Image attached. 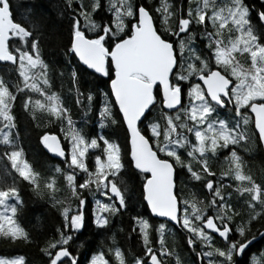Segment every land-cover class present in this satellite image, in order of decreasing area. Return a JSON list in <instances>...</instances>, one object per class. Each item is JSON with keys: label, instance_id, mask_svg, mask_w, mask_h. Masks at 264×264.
<instances>
[{"label": "snow or ice", "instance_id": "1", "mask_svg": "<svg viewBox=\"0 0 264 264\" xmlns=\"http://www.w3.org/2000/svg\"><path fill=\"white\" fill-rule=\"evenodd\" d=\"M18 2L21 6H26L25 0ZM63 3L64 12L70 18L69 38L64 45L66 54H74L80 62L91 68L88 57L92 53V38H113L104 37L102 33L112 28L114 21L123 24L121 15L128 18L127 27L130 31L131 21L137 19L143 11L151 24V36L162 45L160 55L165 75L146 90V95L137 102L131 114L126 106V98L115 87L104 94L93 93L91 90L81 93L77 88L75 104L81 105L86 111H93L99 106L101 127L106 122L126 126L127 143L123 147L104 135L89 139L83 130L73 127L70 110L60 105V97L56 92H51L53 84L50 68L42 59L41 25L34 22L35 30H29L15 20L12 0H0V61L18 63L19 73L15 82L0 78V144L11 149L0 155L7 157L11 168L28 183L33 194L40 198L45 196L41 189V173L22 158L23 150L19 148L13 135L16 127L13 107L17 94L28 90L41 97L34 99L29 95L22 101V108L28 110L33 119H36V113L40 111L47 112L50 121L51 117H56L61 124L67 121L64 134L70 140V159H65L64 163L71 171L56 165L53 176L43 178V188L51 193L57 192L55 175H62L77 206L73 209L71 204L66 206L54 194L51 196L52 206L62 217V225L55 228L59 238L40 249L47 257L48 264H64L63 258H68L67 251L60 255V251L66 250L71 240V236L66 237L62 228L81 229L84 225L85 190L94 199L99 193L109 201L95 199L94 223L101 229H106L111 224V217L118 215L121 209H127L126 193L129 184L125 177L119 175L125 167V156L129 157V163L144 176L142 197L151 214L180 223L187 230V245L190 247L196 245L197 241H210L212 237L207 230L217 233L226 241L232 239L230 233L234 232L239 238L232 240L229 250L215 251L228 264H235L234 257L247 254L253 241L257 240L258 236L253 233L246 243L242 242L247 233L252 232L253 223L264 216V180L257 182L252 170L246 167L239 154L240 149L248 153L258 149L264 151V13L258 14L256 22H253L244 0H189L186 18L181 16L176 20L175 27L165 28L164 24L179 11L176 8L175 12L171 11L174 7L171 3L164 6V16L159 27L152 13H159L160 9L153 8L149 11L143 2H133L128 7L125 6L129 4V0H63ZM151 3L152 0H148V4ZM112 9H115V13ZM105 11L111 14V18L109 23L102 25L97 22L96 17ZM193 24L203 28L200 35L206 40L207 55L196 54L191 47L195 35L191 30ZM209 24L212 30H209ZM85 29L93 33V36L86 35ZM123 31L121 28V32ZM172 36L178 37V41L172 40ZM11 37H18L29 47L10 50ZM47 39L54 41V45L60 42V37L55 32ZM235 53L246 54V58L250 60L247 68L236 62ZM68 75L72 83L79 85L78 69L73 68ZM60 76L63 78L64 73L61 72ZM111 76L110 65L109 80ZM191 77H198L204 87L199 83L191 84L186 93L188 105H185L182 82L189 81ZM112 97H115L114 100ZM228 104L232 105L234 120L230 122L214 118L218 107L224 108ZM158 106L163 127L151 115ZM164 109L175 112V115H170ZM190 135L194 136L195 142L190 140ZM100 141L103 142L102 149ZM41 142L50 152L65 157V149L60 146L55 135L46 132L41 137ZM90 149H101V154L94 156V170L86 163ZM181 149L189 158L187 164L179 154ZM221 149L229 151V155L225 157L229 167L221 173V177H230L237 182L235 190L243 200V208L248 212L247 219L242 223H235L236 218L241 216V210L229 203L223 192L230 185H214L212 179H207L204 187L211 192L212 198L206 204L200 201L204 206L198 207L197 202L181 195L182 189L176 182L177 168L186 169L189 178L197 182L205 181L206 176H214L215 173L210 171L208 157L209 154L215 157ZM193 162L200 167V172L193 170ZM77 172L84 174L82 182H77ZM231 195L229 192L228 197ZM9 199H13L15 203L9 204ZM23 204L15 181L0 188V235L10 237L13 241H29V233L17 219ZM209 212L212 214H207ZM133 219L143 241V255L133 256L128 260L125 252L112 238L111 245L102 243V250L90 256V264H166L161 257L176 255L165 246L164 223L156 229L160 233L157 250L152 246L149 220L140 216ZM259 237L264 238V232ZM212 254L199 253L206 258ZM261 258H264V246L259 250V257L255 254L249 256V264H264ZM0 264H26V259L23 255L0 257ZM175 264H181L179 257ZM207 264L213 262L207 259Z\"/></svg>", "mask_w": 264, "mask_h": 264}, {"label": "trees", "instance_id": "2", "mask_svg": "<svg viewBox=\"0 0 264 264\" xmlns=\"http://www.w3.org/2000/svg\"><path fill=\"white\" fill-rule=\"evenodd\" d=\"M133 2H143L149 11L153 8H159V13H152L158 27L164 16V6L168 3L173 4L174 7L171 11L175 12V8L179 9V11L176 15L170 18L166 24H164L165 28L175 27L176 20L181 16L186 18L189 4V0H152L151 4H148V0H129V4L125 7L131 6ZM25 3L26 6H21L18 0H12L13 16L15 20L21 22L22 25L28 27L29 30H35L34 22L41 25L43 41L41 43L42 59L50 68L51 82L53 84L51 92H56L60 97L59 102L61 106L70 110L69 115H71L74 121L73 127L76 130H83L89 139L98 138L100 135H104L105 138L116 140L120 146H125L127 143L125 126L120 124L111 125L106 122L105 126L101 127L98 111L99 106L94 108L93 111H86L81 105H77L74 102L77 98V88H79L81 93H86L91 90L93 93L104 94L110 90V80L108 78L109 62L107 64L106 75L101 77L81 66L73 54H66V48L64 45L69 38L70 18L64 12L63 0H25ZM244 3L247 6L253 21H256L258 13H264V0H244ZM114 11L115 9H112L113 13H115ZM110 18L111 14L105 11L101 12L100 16L96 17V20L103 25L109 23ZM120 20L123 21V24H121L120 21H114L112 22V28L102 33L104 37L112 36L113 38L103 39L100 37H93L92 40L99 42L103 47L110 50L116 42L130 35L131 31H129L127 27L128 18L125 17L124 19V17H122ZM136 22L137 19H133L131 25L133 26ZM117 26L119 27V31L116 29ZM258 27L260 26L258 25ZM121 28L124 29L123 32H121ZM191 30L195 34L191 41L193 51L196 54L207 55L208 49L205 46L206 40L200 35L203 28L194 24V27L191 28ZM85 31L86 35L89 37L93 36V33L87 32L86 29ZM53 32L60 37V42L56 45H54V41L47 39V37L51 36ZM171 39L178 41L179 38L172 36ZM9 46L10 50H14L15 47H21L22 49L29 47L25 42L20 41L18 37H11L9 40ZM178 54L177 51V55ZM234 56L236 57V62L242 65L243 68L249 66L250 60L246 58V54L241 55L235 53ZM17 67L18 63L0 64V78H4L9 82L17 81L19 78ZM73 68L79 70V85L72 83L69 79L68 74ZM61 72L64 73L63 78L60 76ZM193 78H190L189 81L182 82L185 89V105L188 103L186 93L190 85L193 83ZM29 95L34 99L41 98L38 94L31 93L28 90H25L24 93L17 94V99L14 102L13 107V115L16 123L15 129H13V135L19 148L23 150L22 158L29 162L36 171L41 173V189L44 191L45 196L44 198H40L34 195L28 183L23 181L22 178L18 176V173L11 168V162L7 160V157L0 155V188L10 185L15 181L24 201L22 211L18 214L17 219L30 236L29 241L25 242L19 239L13 241L10 237L0 235V257H15L23 255L25 256L26 264H48L47 257L42 254L40 249L46 247L48 242L59 238L58 234L55 232V228L62 225V217L56 208L52 206L51 196L54 194L56 198L64 202L66 206L71 204L73 209L76 208L77 204L72 199L71 192L67 189L66 181H64L62 175H55L57 181L56 188L58 189L57 192L51 193L50 190L43 188V178L52 177L56 165H59L62 169L67 171H71V169H67V165L64 163L65 160L61 161L48 155L43 148L41 137L46 132L48 134H57L65 149V159H70V140L64 134L65 129H67V121H64L63 124H61L56 117H51L50 121L48 113L40 111H37L36 119H33L29 114V111L22 108V101L27 99ZM217 112L218 114L214 116V118L219 117L225 120H228L232 114H234L232 112L231 104H228L225 108L218 107ZM169 114L175 115V112ZM151 115L155 117L156 122L160 123L161 127H163V121L159 119V106L157 109L153 110ZM37 125L40 126L38 127ZM0 139H2V137H0ZM190 140L194 142V136L190 135ZM99 143L101 144L102 149L103 142L100 141ZM101 149L89 150L86 163H88L90 169L94 170V156L101 154ZM6 150L10 151L11 149L0 144V154ZM180 151L184 162L187 164L189 158H187L185 154L182 155V150ZM239 154L244 159L246 167L252 170V174L254 178L257 179V182L264 180L263 151L258 149L254 152L248 153L242 150ZM160 155L163 156V154ZM218 157L219 154L215 157L209 154L208 157L210 160V171L215 174H221L223 171L228 170V167L224 164V159ZM124 165L125 167L119 175L125 177L129 184V190L126 193V201L128 204L127 209H121L118 215L111 217V224L107 226L106 229H101L94 223L93 208L95 206V199H100L102 202L109 201L107 197L101 196L99 193L96 194L94 199L93 196L89 195L87 190H85L83 192V198L86 200L83 207L85 214L84 225L78 231L72 229V227L68 229L62 228L66 237L69 235L71 236V240L66 248L70 258H66L64 264H89L90 256L94 252L102 250V243L104 245H111L113 243L112 238H114L116 245L121 247L122 251L125 252L128 260H131L133 256L143 255L144 245L139 235L138 226H136L133 219L135 216H140L149 220L151 225L150 238L154 248L159 247L158 241L160 239V233L157 232L156 229L161 223L165 224V246L171 252L176 253V255L168 257L174 264L177 257H179L181 264H207V259L211 260L213 264H228L227 260L226 262H221L223 258L215 251V249H220L224 252L229 250L230 245H226L222 239L211 235L216 241L215 245L212 244L210 238V241L208 242L197 241L196 245L190 247L187 245V230H185L180 223V225L178 224L177 227H174L168 222L152 217L142 197L144 176L134 169L133 165L129 163V157L127 156L124 158ZM193 170L198 172L201 171L200 167L194 162ZM83 175V173H77L78 183L82 182ZM207 179H212L215 185L217 183L226 185L223 180L216 179L215 175L212 177L206 176L205 181L202 182L193 181L189 178L186 169L177 168L176 182L182 189L181 195L188 198L190 201L197 202L198 207L204 206L199 203L200 201H203L204 204H206L212 198L211 192L204 187V183H206ZM227 184L230 185L229 182H227ZM233 188V186L225 187L223 192L225 197H227L229 192L232 193L229 203L241 210V216L236 218L235 223H242L247 219L248 212L243 208V200ZM8 203L12 204L15 203V201L9 199ZM207 214L212 213L209 212ZM251 227L252 232L247 233L246 238L242 240V242H247V239H250L253 233H255L258 238L252 243L247 254L236 258L235 264H249V256L252 254L259 256V250L264 246V238L259 237V234L264 232V216H261L255 221ZM232 234L235 235L237 239L239 238L234 232ZM232 240L233 239H231V242ZM203 245L205 248H212L213 252H215V256L206 258L199 255V253L204 251ZM144 258L146 259L148 257Z\"/></svg>", "mask_w": 264, "mask_h": 264}, {"label": "water", "instance_id": "3", "mask_svg": "<svg viewBox=\"0 0 264 264\" xmlns=\"http://www.w3.org/2000/svg\"><path fill=\"white\" fill-rule=\"evenodd\" d=\"M150 33L151 24L149 23V18L141 11L137 18V25L133 26L130 36L117 42L109 52L100 43L92 40L90 45L92 53L88 57L92 64L91 68L80 62L79 58L75 57L82 66L101 76L105 75L107 64L105 57H107L113 70V77L109 82V88H117L122 97L126 98V106L130 114L135 110L137 102L146 95V90L150 86H154L158 78L163 79L165 75L163 60L160 55V48L162 45H160ZM0 64L13 63L9 61H0ZM197 80L201 83L202 87H204L203 82L200 81L198 77ZM113 81L115 82L114 84L112 83ZM112 98L114 100L115 97ZM165 110L168 112L171 111ZM55 136L58 138L60 146L63 148L59 137L57 135ZM43 147L52 158L58 160L64 159V157H59L55 153L50 152L44 145ZM151 216L160 220H166L175 226L178 225L177 222L170 221L167 217H159L154 214H151ZM208 231L211 232V230ZM213 234L218 236L217 233ZM64 254L65 251L61 250L60 255Z\"/></svg>", "mask_w": 264, "mask_h": 264}, {"label": "rangeland", "instance_id": "4", "mask_svg": "<svg viewBox=\"0 0 264 264\" xmlns=\"http://www.w3.org/2000/svg\"><path fill=\"white\" fill-rule=\"evenodd\" d=\"M115 12V11H114ZM122 17H124L123 15H121V17H120V19L122 18ZM124 19H125V17H124ZM119 22V21H118ZM124 28H125V26H124ZM116 29L119 31V27L117 26L116 27ZM209 30H212L211 29V26H210V24H209ZM131 31V30H130ZM227 30H225V36H227ZM237 35L239 34V33H236ZM205 44H206V42H205ZM191 78H193V77H191ZM194 83V82H193ZM192 83V84H193ZM191 86V85H190ZM60 103V102H59ZM61 105V104H60ZM187 105H188V103H187ZM218 114V112H216L215 114H214V116H216ZM234 120V114H232V116L228 119V121H233ZM195 142V141H194ZM182 150V149H181ZM242 151V149H240L239 150V152H241ZM182 155H186V153H185V151L184 150H182ZM181 153V151L179 150V154ZM218 154H219V157L218 158H220V159H224V164L227 166V167H229L228 166V162H227V160L225 159V157H227L228 155H229V151L228 150H226V149H221L218 153H217V156H218ZM216 161V160H215ZM195 163V162H194ZM216 163H217V161H216ZM224 172V171H223ZM77 173H79V172H77ZM214 173V172H213ZM215 177H216V179H220L221 181L223 180L224 182H225V184L226 185H228L227 184V182H229L230 183V186H233L234 188L233 189H236V187H237V182H235L233 179H231L230 177H221V174H215ZM215 185V184H214ZM238 194V196H239V193H237ZM230 198L231 197H228V194H227V197H226V200L228 201V202H230ZM211 242H212V244L213 245H215L216 244V241L213 239V238H211ZM229 245H230V243H228ZM257 257H259V256H257ZM262 260H264V258H261ZM90 264V263H89Z\"/></svg>", "mask_w": 264, "mask_h": 264}, {"label": "flooded vegetation", "instance_id": "5", "mask_svg": "<svg viewBox=\"0 0 264 264\" xmlns=\"http://www.w3.org/2000/svg\"><path fill=\"white\" fill-rule=\"evenodd\" d=\"M250 13V12H249ZM259 14V13H258ZM258 14H257V16H258ZM253 22H256L255 20L253 21ZM194 27V24L191 26V28H193ZM230 236H231V238L234 240V239H237V237L235 236V235H233L232 233H230ZM215 237H217V236H215ZM217 238H219V237H217ZM219 239H221V238H219ZM222 241L226 244V245H228L229 246V244L228 243H230L231 244V239L230 240H228V241H226L225 239H222ZM246 242V241H245ZM244 242V243H245ZM239 247V245H237V248ZM157 250L159 249V247L158 248H156ZM212 252L213 254H212V256L211 257H213V256H215V252H213V250H209L208 248H205L204 247V251L203 252ZM241 255H237V256H235L234 257V260H236V258H238V257H240ZM146 259H149V258H146ZM161 259H163L164 261H166V264H174L173 263V261L171 260H169V258L167 257V256H165V257H161ZM221 262H226V260H224V261H221Z\"/></svg>", "mask_w": 264, "mask_h": 264}, {"label": "bare ground", "instance_id": "6", "mask_svg": "<svg viewBox=\"0 0 264 264\" xmlns=\"http://www.w3.org/2000/svg\"><path fill=\"white\" fill-rule=\"evenodd\" d=\"M154 6V5H153Z\"/></svg>", "mask_w": 264, "mask_h": 264}]
</instances>
